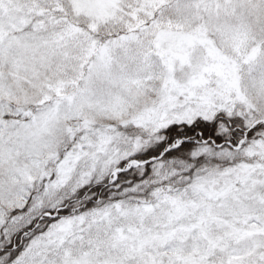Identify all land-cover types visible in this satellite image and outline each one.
I'll return each instance as SVG.
<instances>
[{"label": "snow or ice", "instance_id": "snow-or-ice-1", "mask_svg": "<svg viewBox=\"0 0 264 264\" xmlns=\"http://www.w3.org/2000/svg\"><path fill=\"white\" fill-rule=\"evenodd\" d=\"M0 264H264V0H0Z\"/></svg>", "mask_w": 264, "mask_h": 264}]
</instances>
